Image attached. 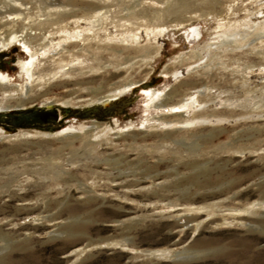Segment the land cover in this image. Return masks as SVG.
I'll return each mask as SVG.
<instances>
[{
    "label": "rangeland",
    "instance_id": "374dc122",
    "mask_svg": "<svg viewBox=\"0 0 264 264\" xmlns=\"http://www.w3.org/2000/svg\"><path fill=\"white\" fill-rule=\"evenodd\" d=\"M263 1L216 0L175 25L153 17L162 6L153 0H0V74L13 88L0 91V264H264V33L207 49L228 21H264ZM90 5L109 16L81 45L64 31L88 28ZM193 26L202 36L188 42ZM125 31L138 37L134 48L107 40ZM14 34L84 69L62 75L58 56L44 58L31 81ZM144 89L175 90L173 103L202 90L183 117L194 122L180 129L170 109L149 107ZM107 94L118 95L109 113L72 120ZM163 113L174 124L157 119ZM93 121L107 132H93L92 147L89 137L47 135ZM119 156L117 169L104 164Z\"/></svg>",
    "mask_w": 264,
    "mask_h": 264
},
{
    "label": "bare ground",
    "instance_id": "6f19581e",
    "mask_svg": "<svg viewBox=\"0 0 264 264\" xmlns=\"http://www.w3.org/2000/svg\"><path fill=\"white\" fill-rule=\"evenodd\" d=\"M53 1V0H52ZM153 2L155 4H157L158 6V3L162 4V6L160 8H158L157 6V9H154L153 10V17L158 19H171L172 22H176L175 25H178L179 22H181L182 20V17L189 13V12H192L193 10H195L197 8V6H202L203 8H214L216 5V0H153ZM262 2V1H261ZM264 2V1H263ZM51 3H54V2H51ZM154 4V5H155ZM255 4V3H254ZM7 6H9L12 10L14 11H19V8L17 5L15 4H6ZM5 5V6H6ZM21 6V5H20ZM135 6V5H134ZM106 5H102V6H96V5H90L89 7H86L84 8L85 10L89 11V16H83L84 20H86L88 23H89V27H85V28H79V26H77V28H75L74 30V33H68V30L67 31H64L66 33V35H69V36H72V34H75L74 35V38L77 39L78 42L81 43V45H85L87 39L90 38L91 35H95V32H97L96 30V22L98 19H106L108 18L106 13V15L101 12V9L102 8H105ZM62 8V7H61ZM55 9V7L53 8ZM52 9V10H53ZM60 9V8H59ZM257 9V8H256ZM254 9V10H256ZM260 9V8H259ZM51 10V9H50ZM100 10V11H99ZM111 10V9H110ZM135 10V9H134ZM147 10V9H145ZM133 11V10H132ZM237 11V10H236ZM50 12V11H49ZM48 12V13H49ZM64 12L67 14L69 13L68 10L66 8H64L63 10V14ZM106 12V11H105ZM253 12V11H252ZM73 13V12H72ZM212 13V12H211ZM232 13V12H231ZM250 13V12H248ZM254 13V12H253ZM259 13V12H258ZM261 15H262V10H261ZM4 13H2V11L0 10V15L3 16ZM145 12H142V15H144ZM16 15V14H15ZM20 15V14H19ZM130 15V14H128ZM256 15V13H255ZM264 15V14H263ZM11 16V15H10ZM76 16V15H75ZM146 16V15H144ZM8 17V16H7ZM12 17V16H11ZM17 17V16H16ZM15 17V18H16ZM138 17V16H137ZM10 18V17H8ZM23 18V17H22ZM128 18V17H127ZM18 19V18H17ZM79 19H81V17H79ZM143 19V18H142ZM151 19H153L151 17ZM15 20V19H14ZM130 20V19H129ZM3 21V20H2ZM240 21V20H239ZM237 22V21H233V22H229L227 24H222L220 27L224 30H222V32L218 35V40L216 43L214 44H209V46L207 47V49L211 46H216L217 44H220L224 47H229L231 46L232 44H236V48L237 46L240 44V43H244V41H246L248 39V36L251 34V29L254 31L256 30L257 28H259L260 30H263L262 33H264V21L262 22H258L257 24H253L251 22V18H250V15L246 16V19H244V21H240V22ZM77 22V21H76ZM100 22V20H99ZM130 22V21H129ZM133 22V21H132ZM115 23V22H114ZM127 23V21H126ZM7 24V23H5ZM155 24V23H154ZM158 24V23H157ZM181 24V23H180ZM78 25V24H77ZM101 25V24H100ZM103 25V24H102ZM116 25V24H115ZM134 25V24H133ZM66 26V25H65ZM87 26V25H86ZM99 26V25H98ZM157 26V25H156ZM155 26V27H156ZM168 26V25H167ZM167 26H165L164 24L161 25V28L159 30V33L161 32H166V29H167ZM27 27V26H26ZM117 27V26H116ZM239 27H243L245 28L246 31H240L239 30ZM62 28V26H61ZM106 28V27H105ZM121 28V27H120ZM124 28V26H123ZM130 28V27H129ZM157 28V27H156ZM33 29V28H32ZM78 29V30H77ZM102 29V28H101ZM127 29V28H126ZM241 29V28H240ZM104 30V28H103ZM129 30V29H128ZM153 30V29H152ZM151 30V32H153ZM157 30V29H156ZM11 32V30H9ZM105 31V30H104ZM103 31V32H104ZM108 31V30H107ZM106 31V32H107ZM121 31V30H120ZM257 31V30H256ZM259 31V30H258ZM29 32V31H28ZM61 32V31H60ZM105 32V33H106ZM147 32V31H146ZM149 32V31H148ZM147 32V33H148ZM156 32V31H155ZM91 35H90V34ZM23 34V33H22ZM99 34V33H98ZM155 34V33H154ZM185 34H187V39H188V42H194V41H198L200 39V37L202 36V32L200 30L199 27L197 26H193V27H190L188 29V31L185 32ZM260 34V33H259ZM25 35V34H24ZM49 35V34H48ZM62 35V34H61ZM114 35V34H113ZM116 35V33H115ZM121 39H117L118 37H111L109 36L107 40L109 41H119L118 43H123L125 44V46H127V48H134L135 47V41L138 39V37L135 35V36H132L130 35V32L126 34V31L125 32H122L121 34ZM22 36V35H21ZM99 36V35H98ZM12 40L14 41H18L20 42L19 44H22L21 47H23V51L26 52V54H28V56L30 57L29 58V61H26L24 63H22L20 65V73L22 74H25L27 76V79H31L32 81V77L36 74L35 72V69L37 67H39L40 65V62L44 59V58H51L53 59L54 56H58L57 58H59V61H58V72H62L63 74L62 75H66V74H70V73H74L75 71H82L84 69V67L82 66L83 63H79L81 61H79L77 64L78 67L74 66V67H70L67 66V64H61V62L63 61L62 57L60 56V54L62 53V51H58L56 52L55 50V53L53 52L50 56L46 57V55L48 54V50H46L48 44H45L42 48H41V51L38 52H33L31 50V48L29 47V44L25 41L24 37H21V39H18V37L20 36H17L14 34V36L12 35ZM101 37V36H100ZM2 38V36H1ZM26 38V37H25ZM94 38V37H93ZM99 39V38H98ZM96 40V39H95ZM106 40V41H107ZM252 40V39H251ZM44 41V40H43ZM73 41V40H72ZM102 41V40H101ZM17 42V43H18ZM76 42V41H75ZM88 42V41H87ZM140 42V41H139ZM138 42V43H139ZM9 43V42H8ZM88 44V43H87ZM100 44V42L98 43ZM114 44V43H113ZM112 44V45H113ZM3 45V44H2ZM101 45V44H100ZM109 45H111V43H109ZM120 45V44H119ZM219 45V46H220ZM117 46V45H116ZM122 46V45H121ZM130 46V47H129ZM218 46V47H219ZM242 46V45H241ZM240 46V47H241ZM244 46V45H243ZM242 46V47H243ZM83 47V46H82ZM124 47V46H123ZM137 47V46H136ZM59 48V47H58ZM106 48H109L112 52H114L113 54H122V51L121 49H119L118 47H115V48H112L111 46L109 47H106ZM140 48V47H138ZM142 49L144 47H141ZM223 48V47H222ZM233 48V47H232ZM92 49V48H91ZM100 49V48H99ZM159 48L156 49V51L158 50ZM212 49V48H211ZM83 50V49H81ZM98 50V49H96ZM107 50V49H106ZM234 50V49H233ZM65 51V50H64ZM109 51V50H108ZM144 51V49H143ZM155 51V52H156ZM63 54V53H62ZM67 54V53H66ZM215 54V53H214ZM72 56V54H71ZM76 57V56H75ZM94 57V56H93ZM136 57H141V59L145 60L146 58L144 56H139V55H136L134 57H132V59L136 58ZM144 57V58H143ZM148 59H149V56H147ZM70 59V58H69ZM82 59V58H81ZM131 58H129V56L127 58H125L126 61H130ZM181 59V57H180ZM76 60V59H75ZM53 61V60H51ZM43 62V61H42ZM83 62V61H82ZM44 63V62H43ZM128 64V63H127ZM126 64V65H127ZM75 65V64H74ZM85 65V64H84ZM105 66V65H104ZM122 66V65H121ZM76 67V68H75ZM87 67V66H86ZM101 67V66H100ZM91 68V67H90ZM79 69V70H78ZM93 69V68H92ZM92 71V70H90ZM53 72V71H52ZM51 72V73H52ZM90 73V72H89ZM41 74V73H40ZM167 74V73H166ZM69 76V75H67ZM57 77V76H55ZM60 77V76H59ZM70 78V77H69ZM34 79V78H33ZM39 80V79H38ZM45 80V79H44ZM43 80V81H44ZM26 81V80H25ZM30 81V82H31ZM49 81V80H48ZM38 82V81H37ZM35 83V82H34ZM42 83V82H41ZM44 83V82H43ZM29 84V83H28ZM45 84V83H44ZM137 84V82H134V81H130V82H125V84H123V86L119 89V90H129L131 88H133V86H135ZM14 85V84H13ZM19 86V85H18ZM21 87V86H20ZM25 87L27 88V84H25ZM13 88L10 86V81L8 79V76H3L0 74V91H3V92H6V91H9V90H12ZM19 89V88H18ZM22 89V87H21ZM28 89V88H27ZM118 90V91H119ZM205 90V89H203ZM117 91V92H118ZM202 91V90H201ZM201 91H197L196 93L188 96L187 98H183L181 99V101H179L178 103H173L172 101L174 100V98L177 96V92L175 90H171V91H168L167 93L165 92H162V91H159L157 89H144V95L147 97V102H149V107L150 108H157V109H161V110H166L167 112L169 111V109L172 111V113L175 115V117L177 118V120H175L176 122L179 121L181 126H180V129L184 127V124H192V122L194 121H183V117L186 115V113L188 112L189 109H195L199 104H200V101L198 100V95L199 94H202L203 92ZM17 92V91H16ZM28 92V91H27ZM13 93V92H12ZM120 93V92H119ZM18 94V93H17ZM198 94V95H197ZM8 95V94H6ZM25 95V94H24ZM108 95V94H107ZM115 95V94H114ZM114 95H108V96H103L101 98H98V100L96 101H99L100 103L101 102H107L108 100L111 99L112 96ZM115 96H118V95H115ZM200 96V95H199ZM24 102L25 100L24 99H21L18 101V106H22L24 105ZM204 103V102H203ZM3 105V104H2ZM1 108V107H0ZM2 109V108H1ZM6 109V108H5ZM198 109V108H197ZM199 111V110H198ZM168 116L169 114H164L163 113V117H158L157 119H162L164 120L167 124H172L174 121H170L168 120ZM206 121V120H205ZM202 122V121H201ZM198 123V122H197ZM174 124V123H173ZM206 124V123H205ZM197 125V124H196ZM101 128V132H107L106 130V127L104 126L103 123H100V122H96V121H93L89 124H83L81 125L78 129L77 128H74L73 126H70L68 127L67 129H65L64 131H61V132H57V133H54V134H47V135H52V136H57V137H66V138H70V139H77L79 137H89L90 139L86 140L85 138V142H84V146H88V147H92L94 146L95 144H97L99 142L100 139L97 140V137L96 136H93V132H95L97 129ZM178 129V128H177ZM100 130V129H99ZM179 130V129H178ZM24 134V133H23ZM103 134V133H102ZM123 134L122 132H119V133H116L115 135H121ZM29 135V134H28ZM22 136V134H21ZM26 136V134H25ZM100 136V135H99ZM95 149V148H94ZM93 150V149H92ZM123 157V156H119L118 158H115V159H111L110 157H106L105 161H104V164L106 166L109 167V169H117V165L120 163V158ZM116 166V167H115ZM184 199H187V195H184L183 197ZM182 254H178L177 256L178 257H182L181 256Z\"/></svg>",
    "mask_w": 264,
    "mask_h": 264
},
{
    "label": "water",
    "instance_id": "95a60500",
    "mask_svg": "<svg viewBox=\"0 0 264 264\" xmlns=\"http://www.w3.org/2000/svg\"><path fill=\"white\" fill-rule=\"evenodd\" d=\"M116 99V98H115ZM114 100V99H113ZM113 100H108L107 102H101L99 104V107H90V108H85L84 110H72L71 111V118L72 120L78 119V118H85V119H92V118H100L102 115H106L107 113L110 112L111 106H112V101ZM52 106L49 105L46 107V109H51ZM61 115L64 117H67V111H62ZM94 116V117H92ZM58 118V115L55 116V119Z\"/></svg>",
    "mask_w": 264,
    "mask_h": 264
},
{
    "label": "trees",
    "instance_id": "16d2710c",
    "mask_svg": "<svg viewBox=\"0 0 264 264\" xmlns=\"http://www.w3.org/2000/svg\"><path fill=\"white\" fill-rule=\"evenodd\" d=\"M43 111V110H42ZM44 112L46 113V115H49L50 116V120H52L51 122L53 123V117H54V113L52 111H45Z\"/></svg>",
    "mask_w": 264,
    "mask_h": 264
},
{
    "label": "flooded vegetation",
    "instance_id": "af4514ba",
    "mask_svg": "<svg viewBox=\"0 0 264 264\" xmlns=\"http://www.w3.org/2000/svg\"><path fill=\"white\" fill-rule=\"evenodd\" d=\"M142 93H143V95H144V91H143Z\"/></svg>",
    "mask_w": 264,
    "mask_h": 264
}]
</instances>
